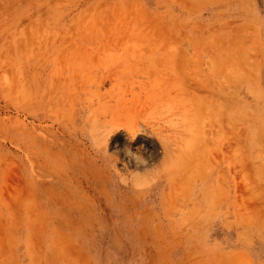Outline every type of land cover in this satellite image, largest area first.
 Masks as SVG:
<instances>
[{
  "label": "rangeland",
  "instance_id": "1",
  "mask_svg": "<svg viewBox=\"0 0 264 264\" xmlns=\"http://www.w3.org/2000/svg\"><path fill=\"white\" fill-rule=\"evenodd\" d=\"M155 123L173 166L125 165ZM0 264H264V0H0Z\"/></svg>",
  "mask_w": 264,
  "mask_h": 264
},
{
  "label": "bare ground",
  "instance_id": "2",
  "mask_svg": "<svg viewBox=\"0 0 264 264\" xmlns=\"http://www.w3.org/2000/svg\"><path fill=\"white\" fill-rule=\"evenodd\" d=\"M85 54L88 55V56L90 55L92 57H95V58L101 60L100 62H105L106 65H107V63L115 64V65L133 64V63H135V64H143V65H147L148 64L146 69H148L149 66H152V67L156 68L159 64H160L159 66H170L171 65L170 69H172V73H175V69L178 68V65H179L180 68L182 67V68L190 70L192 68L200 69V64H201V62L199 60H196V61L194 60L192 62H189V61H187L188 59L186 60L185 63H183V61L181 62L182 64L178 63L177 62L178 59L175 58L177 56V54H175L172 51H171V53H169V51H166V49L165 50H163V49H161V50H159V49H149V50L139 51V52H131V51H124V50L123 51H118V50H110L109 51V50H105V49H100V50H93V51L91 50L89 52H86ZM181 55L182 54L180 53V56ZM121 57L122 58L125 57V59H121ZM157 57H160L161 60L157 59ZM185 58H183V60ZM156 59H157V61H155ZM97 62L99 63V61H97ZM217 64L218 63L213 64L214 66H216V70H215V72H213L215 76H218L219 74H221L220 73L221 66L217 67ZM152 67L150 69H152ZM150 69L149 70H144L142 72V76L145 77L148 80L153 79L154 81H156V76H158L159 73H156L157 70L153 72ZM170 69H168V70H170ZM222 69H221V72H222ZM103 73L101 74L99 80H96V81L93 82V84L96 85L97 87L102 86L106 81L109 84H113L117 80V79H115L116 78V74H114L113 72H107V74H106V72H103ZM187 74H188V72H187ZM189 75L190 76L196 75V73L195 72H193V73L190 72ZM183 78H185L184 80H186V77H183ZM173 80H174V78H173ZM168 82H169V80L164 82L162 85H159L156 82H152V90H156V91H158L159 95H163L166 92L170 91L166 87ZM186 83H188V82L186 81ZM198 84H200V83H198ZM199 87H201V86H199ZM112 90H114V87H113ZM199 90H200V88H199ZM206 97H207V99H205ZM208 99H209L208 96L201 97L198 100L196 105L204 107V105L207 104L206 100H208ZM216 102H218V103H214V104H216V106H219V101L217 100ZM195 103L196 102L193 101V104H195ZM221 104L222 103H220V106H221ZM108 114L110 115V117H109ZM108 114H106L104 116V118H103L105 120V124L106 125H109L111 128L114 127L116 129L124 127V125L126 124L127 121H122L121 122V120H115L114 119V116L116 114H118L117 111H110ZM108 117L110 119L107 120ZM94 119H96V118H94ZM164 130H165L164 126L155 123V124H153L151 126V128L143 126V127H138L136 130L133 129L132 131H130V133H128V135L131 138L134 135H136V133H139V135L136 138V140L138 142V146L136 148L139 150V152H143L146 155V157L145 158H141V157L135 155L133 152H131L126 145H122L120 148L123 149V154L122 155H123V159H124L125 165H130V166H133L137 170L145 171V170L148 169L149 165L152 164L153 161H157L160 158L161 161H160V164L157 167V171L169 170L171 168V166H173L174 159L176 157V153H175L176 148L170 149L169 148V144H172V143H171V141H168L167 139H165L166 140V144H164V145L160 144L159 145V143L158 144L155 143V140L153 138V137L161 136L162 133L164 132ZM123 139L125 140V138H123ZM194 156H196V155L194 154ZM188 158H189L188 153H187V155L185 154L183 156V160L184 161H186V159H188ZM189 159H191V158H189ZM104 164H105V161L102 160L101 161L102 167L104 166ZM124 168H125V166H124Z\"/></svg>",
  "mask_w": 264,
  "mask_h": 264
}]
</instances>
